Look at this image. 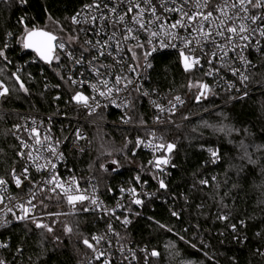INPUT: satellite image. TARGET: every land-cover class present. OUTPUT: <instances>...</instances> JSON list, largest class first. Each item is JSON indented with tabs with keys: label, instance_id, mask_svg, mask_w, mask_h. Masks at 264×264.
I'll return each mask as SVG.
<instances>
[{
	"label": "trees",
	"instance_id": "16d2710c",
	"mask_svg": "<svg viewBox=\"0 0 264 264\" xmlns=\"http://www.w3.org/2000/svg\"><path fill=\"white\" fill-rule=\"evenodd\" d=\"M86 2L0 0V79L9 88L0 107L55 109L58 88L65 83L59 63L42 62L23 47V40L26 30L45 29L50 19L72 31L71 17ZM206 82L201 69H185L175 54L154 57L152 85L187 98L172 114L187 120L161 130L164 153L167 145H174L167 152L175 164L169 180L147 168L150 155L139 149L142 130L88 126L92 147L73 155L71 162L81 181L95 179L109 203L137 174L151 179L152 196L129 205L132 223L123 231L126 241L158 253L149 264H264V64L252 73L255 88L244 99L224 104L231 94L200 96V83ZM133 108L140 116L133 115L134 122L149 121L145 104L137 102ZM18 120V115L0 111V178H10L23 165L12 134ZM109 161L119 170L104 168ZM171 206L180 214L173 215ZM41 213L55 214L43 218L47 227L26 221L6 230L11 237L8 253L19 264H73L88 254L97 228L95 213L46 193L41 195Z\"/></svg>",
	"mask_w": 264,
	"mask_h": 264
},
{
	"label": "built area",
	"instance_id": "2783aa9c",
	"mask_svg": "<svg viewBox=\"0 0 264 264\" xmlns=\"http://www.w3.org/2000/svg\"><path fill=\"white\" fill-rule=\"evenodd\" d=\"M130 3L139 4L144 9L140 18L144 28L133 22L132 17L137 15L138 9L129 12ZM97 4L99 7L95 6ZM233 4L236 7H232ZM244 7L246 13L239 10V0H148L147 3L145 0H88L72 15L79 21L74 23L71 17L77 38L71 43H56V62L65 83L58 88L55 109L43 112L0 107L2 112L19 116L12 134L23 160V165L13 172L21 176V185H16L13 174L10 178H2L7 183L0 185V261L19 264L8 253L11 237L6 230L17 223L41 218V195L46 193L67 205L95 213L97 218V228L90 242L93 247L73 264L150 263L153 250L126 241L123 231L132 223L129 205L135 204V199L143 201L152 196L151 179L137 174L132 183L118 189L114 201L109 203L99 192L95 179L81 181L72 165V157L91 149L88 126L142 130L145 135L140 140L139 149L150 155L147 168L155 171L159 178L169 180L175 164L171 156L164 153V147H159L164 146L161 130L179 126L187 120L172 117L184 107L187 98L182 93L160 90L152 85L154 57L172 53L183 63L184 57H189L188 63L192 65L189 69H201L207 79L206 83H200L203 97L215 91L231 94L224 104L246 98L255 88L252 73L264 64V36L260 35L264 24L259 20L253 24L249 17L264 15V9L252 4ZM180 8L183 12L195 14V19L189 20L180 11L166 10ZM209 11L212 16L203 19L202 14ZM120 16L125 17L124 21H120ZM177 21L183 26L173 28ZM242 23L249 28L245 33L250 36L248 41L226 31L228 27H238ZM128 28L132 29L131 33ZM221 31L224 36L219 35ZM227 36L232 39H226ZM61 43L63 49L59 47ZM193 58H199V63H193ZM20 70L21 67L17 69ZM117 77L121 78L119 84L115 83ZM105 80L106 86L102 83ZM0 83L8 88L2 79ZM109 88L111 92H108ZM101 92L106 94L101 95ZM77 95L85 97L86 102L75 99ZM4 97H0V103ZM137 102L147 107L149 121L146 123L133 121V115L140 117L133 108ZM29 152L33 158L39 159H30ZM161 158L169 163L157 166L156 161ZM211 158L216 161L219 157L211 154ZM108 170L118 171L119 168L115 165ZM66 190L68 194L83 195L86 199L70 204ZM169 210L172 214H180V209L174 206ZM126 219L130 223L125 224Z\"/></svg>",
	"mask_w": 264,
	"mask_h": 264
},
{
	"label": "snow or ice",
	"instance_id": "6c2138e0",
	"mask_svg": "<svg viewBox=\"0 0 264 264\" xmlns=\"http://www.w3.org/2000/svg\"><path fill=\"white\" fill-rule=\"evenodd\" d=\"M20 2L24 3V2H26V0H20ZM145 2L147 3L148 0H145ZM239 4H240V9L239 10L244 11L245 13L247 12V8L244 7L245 4H252L256 8L264 9V0H239ZM95 6L99 7L98 4L95 5ZM86 7L91 8V7H93V5H86ZM232 7H236V5L233 4ZM133 8L138 9L137 15L132 17L133 22L136 23V24H139L140 28H144L145 25L141 22V19H140L143 16L144 9L141 8L139 4H131L130 3L128 11L131 12L133 10ZM166 10H168V11H180L189 20L195 19V14H189V13L183 12L182 8H180V9H166ZM112 11L115 12V9L113 8ZM152 12L155 15V12H156L155 7L152 8ZM77 15H79V14H77ZM202 15H203V19L207 20L210 16H212V12L209 11L207 14H202ZM225 15H226V13H225ZM119 19H120V21H124L125 17L124 16H120ZM157 19H159V17H157ZM249 19H251L253 24H255L258 20L262 24H264V15H260V16L252 15L251 17H249ZM72 20H73L74 23H78L79 22L77 20L76 16L72 17ZM177 26H183L181 24V21H177L175 24L172 25L173 28H176ZM127 31L129 33H131L132 29L128 28ZM226 31L228 33H231V34L237 36L240 40L248 41L249 38H250L249 35H245V33L249 32V28H248L247 25H245L243 23L240 24L238 27L237 26L228 27L226 29ZM252 31L255 32L256 29H252ZM210 34L211 33H209V35ZM153 35H156V34L153 33ZM219 35L224 36L225 33L223 31H221V32H219ZM260 35L264 36V28L260 29ZM110 39H111V37H110ZM126 39H127V37H126ZM226 39L231 40L232 36H227ZM55 40H56V37L54 35H52L50 32L44 31V30H37V29L33 28L32 30H26V34H25V37H24V40H23V47L25 49H32L33 51H35L39 55V57L42 60H44L47 63H51L52 59H53L52 53H53V51H54V49L56 47V45L53 43ZM59 47L61 49H63L64 48V44L61 43L59 45ZM3 55H4L3 51H0V56H3ZM182 55H183V53H182ZM213 55H215V54H213ZM57 59H58V57H57ZM241 59H243V57H241ZM184 60H185V65H184L185 69L190 68L192 65L188 63L189 57L185 56ZM193 63L198 64L199 63V58H193ZM120 79H121L120 77H117L115 83L119 84L120 83ZM245 79H246V77H245ZM16 80L19 82V80H20L19 76H16ZM102 83L105 86L107 85V81L106 80L103 81ZM20 87L22 89H24V85H23L22 82L20 83ZM202 87L206 88L207 86L203 85ZM24 90L27 91V89H24ZM111 91H112V89L109 88L108 92H111ZM7 94H8V88L4 87L3 83H0V97L6 96ZM100 94L101 95H105L106 93L101 92ZM201 95H203V93H201ZM75 99H77L78 101L79 100H84L86 102V98L83 97V96H80V95H77L75 97ZM176 99L179 100L180 98L176 97ZM32 131L35 132V129H33ZM37 136H38V134H37ZM45 139H47V137H45ZM39 142H40L39 139H37V143H39ZM25 147H26V145H25ZM159 147L162 148L164 146L160 145ZM173 147H174V145L169 144V145H167V150L169 152H171ZM50 150L53 153H55V149L54 148H51ZM37 151H39V149H37ZM21 155H24V154L21 153ZM28 156H29L30 159H39V157L33 158L31 152L28 153ZM212 156L213 157H217V153L213 152ZM168 163H169V161L167 159H158L156 161V165L157 166H159L161 164L167 165ZM53 167H55L54 164H53ZM24 172L25 173L27 172V168L24 169ZM13 178L15 180L16 185L19 187L21 185V183H22L21 176H17V175H15V173H13ZM26 178L27 177L25 175L24 179H26ZM53 182H55V177H53ZM6 183H7V181H5L4 179L0 178V185H5ZM160 187L161 188H165L166 187V185L164 184V182L162 180L160 181ZM53 190H55V189L53 188ZM131 191L133 193L135 192L134 189H132ZM66 194H67L68 202L70 204H74L76 201H83L84 199H86V197L83 196V195L68 194L67 190H66ZM133 202L136 203V204H141L142 203V201L140 199H135ZM93 203H95V201H93ZM25 212H27V209H25ZM173 215H176V213L174 212ZM19 218H22V217H18V219ZM124 223L127 224V223H130V221H128L126 219L124 221ZM37 227H47V226L38 223ZM68 230L71 231V229H68ZM48 231H51V228H48ZM85 243L88 244L87 241H85ZM88 247L91 248L93 246L91 244H88ZM157 254L158 253L155 252V251L152 252L153 256H155ZM0 264H4V262L0 261Z\"/></svg>",
	"mask_w": 264,
	"mask_h": 264
},
{
	"label": "rangeland",
	"instance_id": "374dc122",
	"mask_svg": "<svg viewBox=\"0 0 264 264\" xmlns=\"http://www.w3.org/2000/svg\"><path fill=\"white\" fill-rule=\"evenodd\" d=\"M45 29L48 30L49 32L55 34L56 36L59 37V39L65 41L67 43L73 42V39H76L77 36H78L77 31H76L75 28L72 31H70V32L66 31L58 22H56L54 20H51V19L48 21L47 26H46ZM54 60H55V62L57 61V56H54ZM183 64L185 65V62ZM197 87L198 86L196 84V86L194 88L196 89V91H199V90H197ZM167 152L169 153L168 150H167ZM115 165L116 164L114 162L109 161V162H107L104 165V168H107V170H108V169L112 168ZM54 215L55 214H53V213H42V217L39 218L38 220L33 221V222H36L37 224L39 223V224L45 225L44 222H43V218L51 217V216H54Z\"/></svg>",
	"mask_w": 264,
	"mask_h": 264
},
{
	"label": "water",
	"instance_id": "95a60500",
	"mask_svg": "<svg viewBox=\"0 0 264 264\" xmlns=\"http://www.w3.org/2000/svg\"><path fill=\"white\" fill-rule=\"evenodd\" d=\"M37 30H44V31H47V30H45V29H37ZM49 32V31H48ZM51 33V32H50ZM52 35H54L55 37H56V40L53 42L55 45H56V43H57V41H58V37L55 35V34H53V33H51ZM27 51H29V52H33V53H35L36 55H37V57L42 61V62H44V63H47V62H45L44 60H42L40 57H39V55L35 52V51H33L32 49H26ZM55 51H56V47H55V49H54V51H53V53H52V56H53V59H52V62H53V60H54V56H55ZM51 62V63H52ZM203 89V88H202Z\"/></svg>",
	"mask_w": 264,
	"mask_h": 264
},
{
	"label": "flooded vegetation",
	"instance_id": "af4514ba",
	"mask_svg": "<svg viewBox=\"0 0 264 264\" xmlns=\"http://www.w3.org/2000/svg\"><path fill=\"white\" fill-rule=\"evenodd\" d=\"M58 37V36H57ZM58 40H61V39H59V37H58ZM61 41H63V40H61ZM58 42V41H57Z\"/></svg>",
	"mask_w": 264,
	"mask_h": 264
}]
</instances>
